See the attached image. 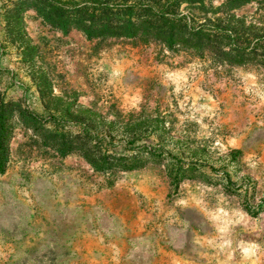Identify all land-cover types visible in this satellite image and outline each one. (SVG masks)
<instances>
[{"label":"rangeland","instance_id":"rangeland-1","mask_svg":"<svg viewBox=\"0 0 264 264\" xmlns=\"http://www.w3.org/2000/svg\"><path fill=\"white\" fill-rule=\"evenodd\" d=\"M77 1L0 0V264H264V0H182L171 48Z\"/></svg>","mask_w":264,"mask_h":264},{"label":"trees","instance_id":"trees-1","mask_svg":"<svg viewBox=\"0 0 264 264\" xmlns=\"http://www.w3.org/2000/svg\"><path fill=\"white\" fill-rule=\"evenodd\" d=\"M182 0H79L72 6L77 10L78 20L74 26L94 39L125 38V39H151L171 48L175 41L181 37L180 25L175 24L178 6ZM62 6H64L62 4ZM89 26L85 28L84 24ZM70 23L62 21L60 29L65 31ZM224 34L228 30H221ZM1 127V118H0ZM0 128V174L5 172L7 153L4 148V136ZM65 152L63 154H67ZM226 178V190L235 193V187L229 176ZM245 210L253 217L264 211V206L251 207L244 204Z\"/></svg>","mask_w":264,"mask_h":264}]
</instances>
